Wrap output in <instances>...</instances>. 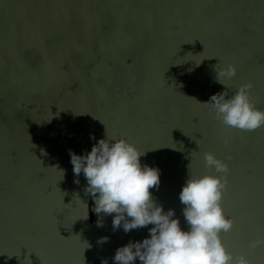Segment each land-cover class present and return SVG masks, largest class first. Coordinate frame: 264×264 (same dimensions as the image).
<instances>
[{
  "label": "water",
  "instance_id": "obj_1",
  "mask_svg": "<svg viewBox=\"0 0 264 264\" xmlns=\"http://www.w3.org/2000/svg\"><path fill=\"white\" fill-rule=\"evenodd\" d=\"M228 64V98L251 83L264 110V0H0V264H114L117 248L149 236L152 225L125 233L112 215L94 219L73 173L69 150L85 154L107 131L160 169L150 191L184 230L190 172L217 174L204 152L225 161L234 225L221 240L264 264L252 246L264 238V127L225 126L201 104L225 90Z\"/></svg>",
  "mask_w": 264,
  "mask_h": 264
},
{
  "label": "clouds",
  "instance_id": "obj_2",
  "mask_svg": "<svg viewBox=\"0 0 264 264\" xmlns=\"http://www.w3.org/2000/svg\"><path fill=\"white\" fill-rule=\"evenodd\" d=\"M236 71L231 64L217 70L216 80L225 90L201 104L210 106L215 118L225 126L254 131L264 127V110L251 100V83L241 84L228 98L225 82L235 77ZM91 139L96 138L93 135ZM145 154L127 139L111 137L108 131L105 138L96 141L85 154L69 150L73 173L77 177L83 173L87 180L85 193L94 198L92 210L98 217L112 215L113 230L122 227L125 233L152 225L148 229L149 236L142 241H129L117 248L114 264H136L137 260L141 264H250L244 255L234 257L220 236L222 232L231 231L234 225L221 205L227 184L226 176L221 174L229 172L228 164L214 153L204 152L205 167L214 169L217 174L194 177L190 172L179 193L188 225L184 230L180 220L174 218L175 211H165L153 198L150 190H158L161 171L158 167L141 164L140 158ZM60 173L63 178V170ZM97 224L102 226V221L98 220ZM108 239L101 237L98 243H107ZM260 245H264V238L257 239L252 246ZM102 264H107V260Z\"/></svg>",
  "mask_w": 264,
  "mask_h": 264
},
{
  "label": "rangeland",
  "instance_id": "obj_3",
  "mask_svg": "<svg viewBox=\"0 0 264 264\" xmlns=\"http://www.w3.org/2000/svg\"><path fill=\"white\" fill-rule=\"evenodd\" d=\"M93 208V207H92ZM92 214H93V218L95 219V216H94V214H95V212L92 210Z\"/></svg>",
  "mask_w": 264,
  "mask_h": 264
},
{
  "label": "snow or ice",
  "instance_id": "obj_4",
  "mask_svg": "<svg viewBox=\"0 0 264 264\" xmlns=\"http://www.w3.org/2000/svg\"><path fill=\"white\" fill-rule=\"evenodd\" d=\"M257 130V129H256ZM255 131V130H254Z\"/></svg>",
  "mask_w": 264,
  "mask_h": 264
}]
</instances>
